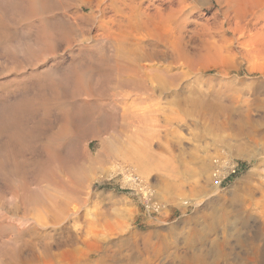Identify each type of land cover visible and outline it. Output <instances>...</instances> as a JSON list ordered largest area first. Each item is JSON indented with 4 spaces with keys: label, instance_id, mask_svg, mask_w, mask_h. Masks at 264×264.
<instances>
[{
    "label": "rangeland",
    "instance_id": "1",
    "mask_svg": "<svg viewBox=\"0 0 264 264\" xmlns=\"http://www.w3.org/2000/svg\"><path fill=\"white\" fill-rule=\"evenodd\" d=\"M188 1L197 5L198 22L186 27L185 42L190 50L198 48L204 54L205 44L213 55L220 48L218 63L210 54L216 60L209 65L207 57L194 72L185 66L170 69L167 75L178 73V78L166 82L161 97L128 100L133 117L126 130L84 138L81 149L95 161L92 169L84 164L78 174L80 195L57 220L43 224L34 211L27 218L22 212L0 209V217L12 226L6 238L20 241L19 264H260L259 259L264 264V0H231L228 22L238 17L248 31L252 29L241 37L232 30L218 31L226 5ZM114 17L108 8L104 20L112 31L118 28ZM203 22L215 27L210 41L200 26ZM258 27L263 30L255 33ZM161 28L169 34L168 24ZM88 30L92 43L96 40L91 37L103 42L98 23ZM257 33L263 36L260 42ZM214 40L218 49L213 48ZM59 52L40 66L70 62V51ZM14 64L0 54V81L14 76L3 65ZM215 157L239 163L241 172L218 185L212 176ZM65 174L61 176L69 181ZM130 174L155 189L165 205L162 213L145 214ZM4 263L12 264L7 259Z\"/></svg>",
    "mask_w": 264,
    "mask_h": 264
},
{
    "label": "bare ground",
    "instance_id": "2",
    "mask_svg": "<svg viewBox=\"0 0 264 264\" xmlns=\"http://www.w3.org/2000/svg\"><path fill=\"white\" fill-rule=\"evenodd\" d=\"M216 1L227 6L224 19L216 23L218 31L244 36L248 30L240 18L229 23L232 1ZM164 3L170 4L164 7ZM195 7L188 0H0V54L15 63L11 68L3 65L14 76L0 81V209L22 212L24 217L34 211L43 224L57 220L78 199V174L84 164L90 167L95 161L81 149V141L109 130H126L133 117L128 100L161 97L166 82L178 78V73L167 75L170 69L185 66L194 72L207 57L211 64L209 45L205 44L204 54L198 48L190 50L185 42L186 27L198 22ZM108 8L115 13L117 30L112 31L104 20ZM94 23L104 32L101 44L99 38L91 37L96 40L92 43L86 36ZM163 24H168L169 34L164 35ZM202 24L208 38L214 25ZM259 34L253 41L259 40ZM214 41L213 48L218 49ZM74 46H79L78 51ZM61 49L72 53L70 62L40 66ZM217 56L213 60L218 63ZM150 64L158 68L148 70ZM25 66L31 70L25 71ZM8 226L0 217L1 264L4 259L19 264L23 251L19 239L6 238L12 227Z\"/></svg>",
    "mask_w": 264,
    "mask_h": 264
},
{
    "label": "built area",
    "instance_id": "3",
    "mask_svg": "<svg viewBox=\"0 0 264 264\" xmlns=\"http://www.w3.org/2000/svg\"><path fill=\"white\" fill-rule=\"evenodd\" d=\"M240 172V164L232 159L227 157H215L213 159L212 176L218 185L226 183ZM129 180L136 185L137 190H139L138 193L141 194V202L145 214L153 215L163 212L165 205L156 197L155 189L150 184L141 181V179L133 174L129 175Z\"/></svg>",
    "mask_w": 264,
    "mask_h": 264
}]
</instances>
